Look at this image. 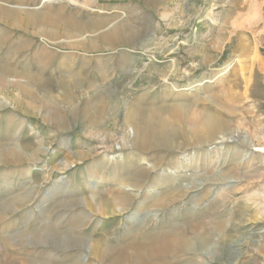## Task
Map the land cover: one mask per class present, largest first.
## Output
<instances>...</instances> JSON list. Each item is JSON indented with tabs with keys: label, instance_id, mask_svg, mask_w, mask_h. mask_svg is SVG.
Wrapping results in <instances>:
<instances>
[{
	"label": "rangeland",
	"instance_id": "obj_1",
	"mask_svg": "<svg viewBox=\"0 0 264 264\" xmlns=\"http://www.w3.org/2000/svg\"><path fill=\"white\" fill-rule=\"evenodd\" d=\"M0 264H264V0H0Z\"/></svg>",
	"mask_w": 264,
	"mask_h": 264
},
{
	"label": "bare ground",
	"instance_id": "obj_2",
	"mask_svg": "<svg viewBox=\"0 0 264 264\" xmlns=\"http://www.w3.org/2000/svg\"><path fill=\"white\" fill-rule=\"evenodd\" d=\"M53 2H56V3H71V4L79 6L80 8H86V9H89V10H94L95 9V4H96V0H53ZM90 27L95 28L96 25H91ZM117 33H118V30H114L111 33H106L103 36L102 35L101 36H102V38H103V40L105 42L111 43V42H113L115 40L114 36H117L118 35ZM231 64H232V61L226 63V65L223 68L218 69L214 73L215 79L218 78L221 75H224L226 73V71L228 70L229 66H231ZM198 85L199 84L193 85L191 87H196ZM170 88L173 91L177 90L176 89L177 87L174 84H170ZM195 96L197 97V95H195ZM187 106L188 105H186V104H183V105L178 104V105L175 106L176 109H177V111L175 110V112H179V115H180V113L182 115H186L187 112L189 111L188 110L189 108ZM131 116H132V114L129 113V114H126V116L124 117L125 118V126L131 128V130L133 132V140L134 141L136 140V141L140 142V145L138 144V149L139 150H146L149 145H148V133H147L146 129L144 128L145 126L142 125L141 123H139L137 126L134 125L133 122H130V121H132V120H130V119H132ZM217 122H218V120H217ZM192 130L193 131H192L191 134L195 135L197 137L196 138L197 141H199V140H207V142H208L209 141L208 139H212V137H214V135L217 133V131H216L217 130V126H216V118H215V116L212 115V114H204V113L200 114L199 118L193 123V129ZM218 138L220 140H223L224 137L220 136ZM164 139H166V138L161 135L160 140L163 142L162 145L166 147L167 145H165V143L163 141ZM209 153H210V151H208V150L207 151H203V152L194 151V152H189V153H183L176 160H170L169 161V163L166 165V167L169 168L172 173L164 174V177L161 176L162 179L160 177H157L154 180L148 182L144 178L136 177L130 182L126 181V183L121 182V180H120V185L123 186V187H131L133 190H136V191H141V190L147 189V191L144 192L143 198H142L141 201L149 200L151 198H155L156 195L149 194L148 191L154 190L161 183V181H163V183H168L170 180L174 179V173L176 171H178L179 169L198 166L200 164L199 163L200 158L203 155H206V154H209ZM245 155H246V153L244 154V156ZM149 158L150 157H148V158L146 157V159H148V160L151 159L150 161H152L153 165L154 164H158L159 165L161 159L163 158V155L156 154V155H153L152 158H150V159ZM109 160H111V159L108 157L107 154H105L103 156L102 160H100L99 163L100 164L102 163L101 164V165H103L102 167L106 168L107 164L109 163ZM114 168H116V167L111 168V170L109 171V177H111L110 175H112L113 172H116L114 170ZM142 172L143 171H140L139 173L142 174ZM120 176H122V175H120ZM120 178H125V177L122 176ZM125 180H127V179H125ZM127 195H130V196L132 195L133 196V195H136V194L134 192L130 191ZM122 199L124 200L125 198H122ZM94 253H96V252L93 251L92 254H94Z\"/></svg>",
	"mask_w": 264,
	"mask_h": 264
}]
</instances>
